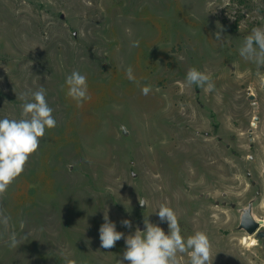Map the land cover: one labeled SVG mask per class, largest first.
I'll list each match as a JSON object with an SVG mask.
<instances>
[{
    "label": "rangeland",
    "instance_id": "1",
    "mask_svg": "<svg viewBox=\"0 0 264 264\" xmlns=\"http://www.w3.org/2000/svg\"><path fill=\"white\" fill-rule=\"evenodd\" d=\"M254 27L264 0H0V119L43 87L57 122L0 196V264H118L124 239L100 247L104 212L125 237L144 216L167 234L161 203L185 238L207 233L212 264H264V240L238 229L251 203L264 221V68L239 54ZM192 67L213 91L186 85ZM73 71L87 77L80 106Z\"/></svg>",
    "mask_w": 264,
    "mask_h": 264
},
{
    "label": "clouds",
    "instance_id": "2",
    "mask_svg": "<svg viewBox=\"0 0 264 264\" xmlns=\"http://www.w3.org/2000/svg\"><path fill=\"white\" fill-rule=\"evenodd\" d=\"M215 35L217 41H222L219 31ZM133 46H139V42L134 41ZM239 54L245 60L253 62L258 69L264 68V27H254L251 30L245 37ZM126 73L130 81L140 86L130 66ZM186 85H195L205 91H213L215 88L211 76L195 67L187 71ZM65 86L66 95L75 100L77 106L89 98L87 77L79 71H73L66 77ZM151 90L150 85L141 86L143 95H148ZM19 99L24 101L21 105V118L0 119V196H3L24 172L30 156L37 152L46 129L56 127L57 123L43 87L21 94ZM139 204L148 207V201L145 199L139 198ZM157 210L155 212L160 223H167V234L158 224L150 222L148 216H144L145 230L142 231L137 226L134 234L125 237L123 232L116 230V224L109 219L108 213L104 212V223L99 228L100 247L111 249L115 247L116 242L124 239L125 251L118 264H124L125 261L128 264H181L180 255L188 257V264H212V243L205 231L197 230L185 238L181 234L177 212L167 203H161ZM8 223L9 217L0 214V224L6 228ZM121 224L123 227L132 228L130 220H122ZM20 245L21 240L12 233L8 246L16 249ZM65 259L66 264H76L75 260L67 257Z\"/></svg>",
    "mask_w": 264,
    "mask_h": 264
},
{
    "label": "water",
    "instance_id": "3",
    "mask_svg": "<svg viewBox=\"0 0 264 264\" xmlns=\"http://www.w3.org/2000/svg\"><path fill=\"white\" fill-rule=\"evenodd\" d=\"M262 227H264V221L258 220L254 216L252 203L249 204L247 208L242 210L238 229L246 231L251 236L254 235L257 240H264V230H261Z\"/></svg>",
    "mask_w": 264,
    "mask_h": 264
},
{
    "label": "trees",
    "instance_id": "4",
    "mask_svg": "<svg viewBox=\"0 0 264 264\" xmlns=\"http://www.w3.org/2000/svg\"><path fill=\"white\" fill-rule=\"evenodd\" d=\"M232 30H233L234 32H236V31L238 30V28H237V25H236V24L232 25Z\"/></svg>",
    "mask_w": 264,
    "mask_h": 264
},
{
    "label": "bare ground",
    "instance_id": "5",
    "mask_svg": "<svg viewBox=\"0 0 264 264\" xmlns=\"http://www.w3.org/2000/svg\"><path fill=\"white\" fill-rule=\"evenodd\" d=\"M255 243H256V241L254 240V241H252L251 245H254Z\"/></svg>",
    "mask_w": 264,
    "mask_h": 264
}]
</instances>
